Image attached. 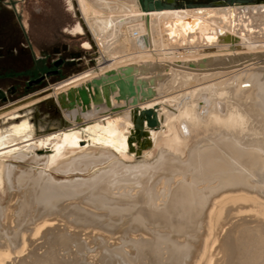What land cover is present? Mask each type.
I'll list each match as a JSON object with an SVG mask.
<instances>
[{"label": "bare ground", "instance_id": "bare-ground-1", "mask_svg": "<svg viewBox=\"0 0 264 264\" xmlns=\"http://www.w3.org/2000/svg\"><path fill=\"white\" fill-rule=\"evenodd\" d=\"M95 2L109 14H96V9L89 10L83 0L82 12L79 11L84 16L87 11L91 15L87 26L96 35L99 45L96 44L102 47L108 42L109 59L98 64L95 70L101 71L82 84L105 72L131 66L133 83L139 88L135 96L137 104L116 102V90L109 92V101L113 107H125L120 111L111 112L107 106L92 102L85 111L78 106L73 109L79 108L81 113L90 111L91 107L97 111L103 109L107 112L100 116L105 117L103 121L123 117L124 140L120 135V143L123 140L128 151L137 153L149 146L160 131L167 102H177L173 115L181 135L193 133L198 124L209 131L183 146L184 158L163 152L153 164L119 170H116L118 164L110 159L115 162L111 169L85 182L55 183L44 171L22 173L18 177L8 171L6 175L12 186L8 188L15 187L28 197L23 194L20 201L0 215V262L21 264L8 257L11 250L23 245L33 251L29 264H188L187 260L190 264H264V67H242L226 74L221 68L231 63L235 58L233 51L245 39L252 38V43L264 45V23L253 25L251 16L244 11L246 6H228L223 2L149 13L134 5L114 3L115 6L107 0ZM260 5L264 4L249 6ZM117 9L137 16L124 25L129 38L132 37L127 41L137 49L134 52L125 53L128 44L117 39L119 32H123L112 24L111 15ZM261 10L264 11V6ZM123 20L119 19L116 25ZM113 44L117 47L113 48ZM165 46L173 55L179 54L181 60L161 69V62L149 60L148 55L159 48L163 52ZM89 71L72 75L53 89L70 86L87 77ZM71 88L75 87L67 90ZM175 88L184 91L176 96L169 93L165 102L157 100L156 95L161 91ZM77 123L81 122L77 120ZM18 155L24 157L27 152ZM104 158H94L87 152L56 170L88 169L93 162ZM219 193L221 197L214 200ZM207 208H211L210 213ZM43 221L57 224L40 227ZM120 227L122 233L120 230V236L113 238ZM201 230L206 231L205 240L199 235ZM130 232H147L152 237L145 238L142 234L134 237L136 234L131 236ZM2 236L7 239L5 242H1ZM197 239L203 243L199 250L194 245Z\"/></svg>", "mask_w": 264, "mask_h": 264}, {"label": "rangeland", "instance_id": "rangeland-1", "mask_svg": "<svg viewBox=\"0 0 264 264\" xmlns=\"http://www.w3.org/2000/svg\"><path fill=\"white\" fill-rule=\"evenodd\" d=\"M33 1L34 0H0V90L6 92V90H8L10 86L18 87L17 93L13 95H7V100L5 102H0V208L2 210L0 213L1 216H3L5 210L9 206H13L14 203L20 201L23 194L28 197V195L24 192H20L22 194L21 195L18 190H15V187L12 188V190L14 189L13 192L10 188H8L12 187L9 185L10 182L8 181V177L6 175L8 171L11 173V175L15 177H18V175H21L22 173L32 172L37 174L40 171H44L46 175H48L55 183H63L67 181L85 182L87 180H91L99 172L111 169L115 162L116 164H118L116 170H119L125 167L131 168L142 164H153L157 160L159 155L163 152H170L172 155L175 156L181 155V157L184 158V156L186 155L183 153L184 147L187 146L189 143L193 142L195 138L201 137L209 131L208 129L204 130L198 124V127L196 126V129L193 130V133L192 131H189L186 136L181 135L179 131L177 132L179 126L176 125H179V123L177 124V120H174L173 115V111L176 108L177 102H167V104H165V110H167V112L164 110L166 114L164 115L165 118H162V121L164 123H161V128H163L159 129L160 131L162 130V133H160V131H157L152 143L147 147L141 148L139 150V153H137L134 151H128L127 146L125 144H122L124 143V139L122 136L124 130L122 129H124L125 127L123 117L116 118V120L104 119L105 121H103V118L105 117L100 118V116L104 115L107 112L103 109H99L97 111L92 107L90 111H86L83 113H81V110L79 108H75L71 111H61L57 107V104L52 101V99L55 98L57 94L67 90L69 87H77L78 85L82 84V81L87 80L91 75L99 73L101 71V69L95 70V68L104 60L109 59V55L107 53L108 50L106 49L108 42L107 44L105 43V45H102V47L98 46V41L95 39L96 35L93 33L92 36L98 44V48H101H99V52L97 53L92 49H85L83 44L86 42L89 43V39L86 35H84L83 33L79 35H72L68 33V30H70L75 21L65 11L66 8H64L65 6L63 0H36L35 3ZM107 1L111 2L113 5L116 4L119 6L123 4L128 7H133L134 5V7H137L141 10L139 0ZM192 1L199 3L201 2V0ZM257 1H259V3H257ZM77 2L79 6L81 5L80 7L78 6L81 12V7L85 2L89 6L87 7L89 10L91 9V11H94L96 9V11H94L96 12V14L97 12H99V15L104 14L106 16L109 14L107 9L98 5L95 0H83V3L82 0H78ZM259 4H264V0H253L252 3L246 4L235 3L233 4V6H246L244 8L245 13L251 16L252 24L258 26L261 25V23H264V11L261 10V6L264 5H249ZM119 9H117L119 13L115 11V13L111 15L112 24L117 28L118 31L122 29L121 32H123H119L117 39H122L123 41H125V43L128 44L126 47L127 52L125 50V53H131L137 49H133V46L130 45V41H127L132 37L129 38L124 25L128 23L127 21H131L137 16H133L132 12H130L131 16L129 12H123V14ZM235 10H238V7H235ZM86 11L87 9L85 8V12ZM87 12L85 16H88V19L82 13L80 15L85 17V19L83 17L85 22L88 20L86 25H90L91 15ZM126 13L128 15H126ZM135 14H139V12ZM168 15L171 16L172 14ZM118 18L120 20L124 19L121 24H118L119 26L116 25L117 21L119 20ZM236 29L237 32L240 31V28ZM90 30L91 28L89 27V31ZM91 32L92 31H90V33ZM247 38L251 37L248 36ZM253 41L254 40L252 38L245 39L243 42L241 41L243 44L233 51V56L235 58L231 60V63L221 67L224 68L223 70L225 71V74L232 72V70L234 71L236 69H240L242 67H264V45L254 44L252 43ZM20 43L27 45L25 55L18 54L17 48L19 47ZM116 44H113L114 47H111L116 48ZM13 46H15L16 49L13 50ZM56 47L60 49V53H57L59 56L58 58L62 59L64 62L73 61L72 64L63 65L61 73L58 76L47 78L41 85L32 86L26 89V81H34L35 77H37V74H39L40 72H44L42 65L46 59L41 60L40 54L38 52L40 50H46L50 53L48 55H53L51 54V52ZM166 47L167 46L163 47L166 49H163V52L159 48L154 50L152 55H148L150 56L148 58L149 60L153 59L152 61H157V63L161 62V65L159 64L161 69H168L169 67H171L172 61L174 60H181V56H177L179 54L173 55L171 53L172 51L169 50L171 53L170 54L167 50L168 47ZM98 48L96 51H98ZM7 50H9L10 52V58L7 57ZM33 50L36 51L38 55L34 56L33 54V57L28 56L27 53H30L31 55ZM157 50H160L163 54L159 53L160 51L157 52ZM166 51H168L169 54L167 53L166 55ZM224 53L222 52V54ZM72 54H78L79 59H71L70 55ZM30 57L33 58V60ZM169 57H171V59ZM98 58H101L100 62L96 63L95 61L94 64H92L91 61H94ZM157 58L159 60H157ZM224 59L228 61L226 55ZM78 60H81L82 62L77 64L76 61ZM4 61L6 63H9V66H3L2 62ZM1 67L5 68L2 69ZM229 68L230 70H228ZM211 69H213V67L209 68V70ZM88 70L90 71L87 77H84L82 80H77L70 86L64 87L60 90L53 89V86L55 84L66 80L72 75H77ZM169 91L170 90L164 92L163 90V93L161 91V94L159 93L156 95L157 100H163L165 102L169 99L168 97L176 96L182 93L184 89L182 90V88H175L170 92ZM169 93L172 94L170 95ZM169 113L171 114L169 115ZM77 120L81 123H77ZM120 121L123 122L121 123ZM172 122L174 123V125ZM170 125L172 128L170 127ZM112 126H114L115 129ZM164 127H167L168 129ZM169 129H172V131H169ZM67 134H69L68 137ZM120 135L123 139L121 143ZM69 138H72L71 140H76L77 138V140L75 142L71 141ZM68 141H70L69 144ZM71 142H75V144H73L72 146ZM64 144L67 146H65ZM69 145H71V147ZM60 147L62 150H60ZM29 149H31V152H29ZM21 151L27 152V155H25L24 157H20L18 153ZM87 152H89L94 158H100L103 156L105 158L100 161L93 162L91 164V167L88 169L80 168L69 170L66 172L56 170L59 165H62L63 163H66L72 159L86 155ZM57 153H59V155ZM108 155L110 158H108ZM57 156H59V159H57ZM28 157H32V160L34 161H31V158L28 159ZM36 159L38 163L37 161H35ZM110 159L115 162L113 163V161H111ZM34 162H36V164ZM11 170H13V172H11ZM240 191L245 192L246 194L252 193L251 195H254L256 193L252 190ZM223 195L225 196L226 194H222V196ZM220 197L221 194L219 193L217 196L215 195L213 199L218 200ZM77 200H80V198ZM206 211L207 213H210L208 211H211V208H207ZM206 219L207 216L205 217V220ZM11 223L12 225H14V216L11 219ZM52 224L56 225L57 223L55 221H43L40 224V227ZM122 229L123 227L118 228L115 231V236H113V238L117 239L122 233ZM93 230H99V232L101 231L98 228H93ZM85 232H87V230ZM130 234L131 236H134L136 234L134 237H139V234H142V236L145 238L152 237L147 232H130ZM199 235H201L202 240L206 239V231L202 233L201 230L199 232ZM6 240V237H1V242H5ZM202 240L197 239V241H194V245L197 247L198 250L203 244ZM125 248L132 250L131 247ZM210 249L211 247L209 248V250ZM31 252L33 251L31 249L28 250L26 246H18V248L14 249L13 251H10L9 255H11L8 258L16 263L20 262L21 264H29ZM36 253H39V250L36 251ZM187 261L188 264L191 263L190 260ZM0 264H3V262H0Z\"/></svg>", "mask_w": 264, "mask_h": 264}, {"label": "water", "instance_id": "water-1", "mask_svg": "<svg viewBox=\"0 0 264 264\" xmlns=\"http://www.w3.org/2000/svg\"><path fill=\"white\" fill-rule=\"evenodd\" d=\"M253 0H224L223 3L233 5L237 4H246L252 3ZM259 3V1H257ZM140 8L143 12L149 13L152 11H160L165 9H178V8H195V7H207L209 4H200L189 2L186 4H177L171 1H162V0H139ZM71 59H79V55L72 54L70 55ZM99 59V58H98ZM73 61L63 60L55 63L54 67H58L61 65H69L72 64ZM81 60L76 61V63H81ZM94 64L95 61H91ZM100 62L97 61L96 63ZM133 67H125L123 69H119L117 72L112 70L105 72L103 75L99 77L93 78L86 83L79 85L75 88H71L67 90L65 93H61L52 99L57 104V107L63 110H72L75 106L81 108L82 111L90 108V102L94 105H105L110 109L111 112L120 111L124 109V106H111L109 101V92H115L117 90V95H115L114 99L116 102L125 101L129 102L130 105H136L137 100L135 98L136 94L139 92V88L135 87L132 78ZM56 74V71H47L43 76L38 79L31 81L29 83L30 86H34L39 84L41 81L45 80V78L50 77ZM0 97H3L2 102H5L4 92L0 91ZM150 114V111H148Z\"/></svg>", "mask_w": 264, "mask_h": 264}, {"label": "flooded vegetation", "instance_id": "flooded-vegetation-1", "mask_svg": "<svg viewBox=\"0 0 264 264\" xmlns=\"http://www.w3.org/2000/svg\"><path fill=\"white\" fill-rule=\"evenodd\" d=\"M35 1L36 0H34L33 2L35 3ZM162 1H171V2H175L177 4L181 3L183 5L186 4V3H189V2H193L192 0H162ZM215 1L218 2V3H221L224 0H218V1L217 0H201L200 4L215 5V4H217ZM209 2H211V3H209ZM63 3H64V6H65L64 8H66L65 11L75 21V18L73 17V14H72V9L70 7L69 0H63ZM193 3H199V2H193ZM0 9H1V7H0ZM68 33H70L72 35H79V34L83 33V30H82L81 26L78 23H76V21H75V23L72 25L70 30H68ZM83 46H84L85 49H88V50L91 49V46H90V44L88 42L84 43ZM12 48H13V50L16 49L15 46H13ZM17 50H18V54L25 55L26 54V50H27V45L20 43V45L17 48ZM57 53H60V49L56 47V48H54L52 50L51 54H53V55L46 56V58H45L46 60L44 59L45 62L42 65V68L44 69V72H40L39 74H37V77H35L34 80H36L39 77L43 76L47 71H56V74H54V75H52L50 77H47V78L56 77V76H58L61 73V69H62L63 65L58 66L57 68L54 67L55 63H57L58 61L62 60V59L58 58L59 56H58ZM6 54L7 55L9 54V50H7ZM6 66H9V65H6ZM5 67H1V68L4 69ZM47 78H45V80ZM45 80L41 81L39 84L34 85V86L41 85ZM30 82L31 81H26V85H25L26 89H28L29 87H32V86L29 85ZM17 89H18V87L10 86L9 89L6 90V92L3 91V90H0V91L4 92V98L7 100V95H13V94L17 93ZM2 100H3V97H0V102H2Z\"/></svg>", "mask_w": 264, "mask_h": 264}, {"label": "built area", "instance_id": "built-area-1", "mask_svg": "<svg viewBox=\"0 0 264 264\" xmlns=\"http://www.w3.org/2000/svg\"><path fill=\"white\" fill-rule=\"evenodd\" d=\"M69 2H70V7L72 9L73 17L75 18L76 23H78L81 26V28L83 30V34L88 37L91 49L94 50L96 53L99 52V48L96 44L95 39L93 38L92 34L90 33L84 19L80 15L77 0H69ZM133 36H136V33H134ZM97 48H98V51H96ZM94 61H96V60H94Z\"/></svg>", "mask_w": 264, "mask_h": 264}, {"label": "crops", "instance_id": "crops-1", "mask_svg": "<svg viewBox=\"0 0 264 264\" xmlns=\"http://www.w3.org/2000/svg\"><path fill=\"white\" fill-rule=\"evenodd\" d=\"M8 7H9V6H8ZM137 38H138V37H137ZM9 53H10V52H9ZM38 53L40 54V57H41L40 59H41V60H44V59L46 58V56H48V54H50V53H49L48 51H46V50H40ZM51 53H52V52H51ZM0 54H1V53H0ZM33 54H34V56H35V55H36V56L38 55L37 52L34 51V50L32 51V54H31V55H30V53H29V54L27 53L28 56H32V57H33ZM17 56H20V55H17ZM7 57L10 58V55L8 54ZM30 58H31V57H30ZM31 59L33 60V58H31ZM32 60H31V61H32ZM35 60H36V58H35ZM2 65H3V66H4V65H9V63H6V62L4 61V62H2ZM163 69H164V68H163Z\"/></svg>", "mask_w": 264, "mask_h": 264}]
</instances>
